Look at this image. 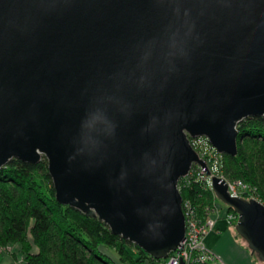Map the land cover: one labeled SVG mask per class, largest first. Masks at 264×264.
<instances>
[{"label": "water", "instance_id": "95a60500", "mask_svg": "<svg viewBox=\"0 0 264 264\" xmlns=\"http://www.w3.org/2000/svg\"><path fill=\"white\" fill-rule=\"evenodd\" d=\"M264 117V0H0V169L47 161L55 199L155 260L184 237L189 139L235 156ZM264 264V205L232 196ZM182 247V246H181Z\"/></svg>", "mask_w": 264, "mask_h": 264}, {"label": "trees", "instance_id": "16d2710c", "mask_svg": "<svg viewBox=\"0 0 264 264\" xmlns=\"http://www.w3.org/2000/svg\"><path fill=\"white\" fill-rule=\"evenodd\" d=\"M236 130V155L220 154L215 172L253 188L264 205V117H246ZM197 140L189 142L194 146ZM204 144L212 149L207 141ZM194 149L200 150L197 144ZM180 184L182 200L191 203L198 218L215 204L234 213L218 202L196 172ZM8 245H18L23 264H157L103 222L58 203L43 156L36 164L10 159L0 169V248Z\"/></svg>", "mask_w": 264, "mask_h": 264}, {"label": "built area", "instance_id": "2783aa9c", "mask_svg": "<svg viewBox=\"0 0 264 264\" xmlns=\"http://www.w3.org/2000/svg\"><path fill=\"white\" fill-rule=\"evenodd\" d=\"M193 139H198L197 141H195L194 146L190 144L193 149L194 147H196V144L197 147L201 148V141H207V139L204 137ZM207 149L209 148L203 147L202 150L196 151L194 149V151L198 154L200 159L205 161L206 167L209 172L211 169L208 167L207 163L214 162L215 165L213 166V170L215 172L217 169V159L215 157V154L218 153L213 147L212 149L214 151L212 149H209L210 151L207 152ZM205 155L207 156V159L204 158ZM194 172H196L199 177H202L203 180H206L210 189V176L214 175H212L210 172V176H207L206 172L202 171L200 166H198L197 164H192L188 174L178 181L177 188L179 192L181 188L180 180L186 178L189 175H192V173ZM220 178L223 177L220 176ZM224 180L227 183L228 192L230 193V195L241 197L247 200L254 199L256 201H259L254 195V189L246 185L242 181H228L226 179ZM181 208L185 223V231L182 241L174 251L168 254L166 259L155 260L152 257L151 258L157 261V264H179L180 262H183L184 264H225L217 254L206 247V245L204 244V238L207 233L214 230L215 221L219 217L223 218L227 226L234 227L237 220L236 213L226 211L224 207L215 204L210 210L207 209V215L203 219H200L198 218L195 209L189 201L182 200ZM5 248L9 247L6 246ZM5 248H0V252Z\"/></svg>", "mask_w": 264, "mask_h": 264}, {"label": "crops", "instance_id": "0c3cea01", "mask_svg": "<svg viewBox=\"0 0 264 264\" xmlns=\"http://www.w3.org/2000/svg\"><path fill=\"white\" fill-rule=\"evenodd\" d=\"M204 244L225 264H258L253 262L255 260L253 255H250L244 243L238 238L234 227L227 226L222 217L216 219L214 230L207 233ZM12 246L14 247V253L12 252L14 258L1 251L0 264H23V257L19 252L18 245Z\"/></svg>", "mask_w": 264, "mask_h": 264}, {"label": "rangeland", "instance_id": "374dc122", "mask_svg": "<svg viewBox=\"0 0 264 264\" xmlns=\"http://www.w3.org/2000/svg\"><path fill=\"white\" fill-rule=\"evenodd\" d=\"M201 148H199L200 150H202L203 149V147L204 148H206V146H205V144H204V140L203 141H201ZM208 151H210L209 149H207V152ZM215 157H216V159H217V163H218V161H219V155L218 154H215ZM210 164L212 165V167L211 166H209V164H208V166L210 167V172H211V174L212 175H214V176H216V177H219L220 178V174H218L217 172H214V170H213V166L215 165L214 164V162H210ZM217 170V169H216ZM244 199V198H243ZM218 200V199H217ZM247 200V199H246ZM218 202H220L219 200H218ZM221 203V202H220ZM224 205V204H223ZM238 238L244 243V245H245V247L247 248V245H246V243H245V241L243 240V239H241L239 236H238ZM3 251H4V253H6L7 255H9V256H13V258H14V255H13V253H14V247L11 245V246H9V248H5V249H3ZM249 251V250H248ZM13 252V253H12ZM12 253V254H11ZM1 254V253H0ZM253 258L255 259V260H253V262H255V263H258V264H261L259 261H258V259L256 258V256L255 255H253Z\"/></svg>", "mask_w": 264, "mask_h": 264}]
</instances>
